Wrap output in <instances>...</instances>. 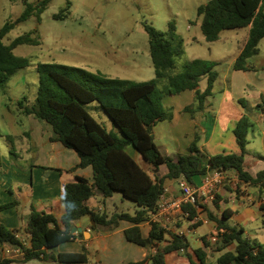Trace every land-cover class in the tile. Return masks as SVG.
<instances>
[{"label": "trees", "instance_id": "16d2710c", "mask_svg": "<svg viewBox=\"0 0 264 264\" xmlns=\"http://www.w3.org/2000/svg\"><path fill=\"white\" fill-rule=\"evenodd\" d=\"M52 0H40L37 4L26 2L25 11L14 21H8L0 28V87L21 69L30 65V60L19 57L14 50L20 45H39V37H34L38 30L21 35L7 44L5 38L19 24L35 17L41 21L42 13ZM71 3L55 15L56 19L68 17ZM197 14L202 18L201 30L208 43L219 40L224 30L247 28L248 39L241 53L233 64V70L248 71L250 60L259 55V44L264 39V0H208L199 6ZM150 55L155 69V78L137 82L129 79L112 78L102 73H93L87 69L58 63H41L39 88L34 103L27 97L18 102V110L25 116H32L45 123L51 129L52 142H60L65 147L77 152L80 157L78 168L91 166L94 181L76 176L64 186L63 202L65 213L58 219L54 214L33 209L26 232L31 235L30 246L26 248L17 238L19 229H9L0 224V246L9 249L21 248L24 255L8 258L0 255V264H22L32 260L52 261L62 264L87 263L89 252L83 247L81 253H60L53 255L49 249L72 241V225L84 216H89L95 224L94 229L112 230L123 220L134 223L125 231L128 241L143 247L155 249L139 262L129 264H166V257L172 252H183L191 264H211L205 249L191 250L186 235L167 230L161 222H151L147 238L143 237L140 224L159 212L160 201L166 194V180L184 178L193 184V179L209 171H230L238 174L239 181L257 186L264 198V170L255 177L246 169V150L248 134L252 127L250 118L244 115L233 132L241 153H222L207 156L200 147V135L186 154L176 158L163 155L154 136L155 126L171 119L173 114L164 105V98L190 90L194 94V104L186 111L194 115L204 111L210 97L215 96L216 84L220 79L217 70L219 62L194 59L183 66V71L175 73V58L183 53V39L176 33L174 22L169 23L167 31H159L146 24ZM207 79V87L201 90L200 82ZM162 80L167 81L163 89ZM97 102L107 113L122 136L108 131L87 109L86 105ZM242 103H244L241 100ZM264 113V94L256 106ZM14 146L15 136L2 135ZM133 146L146 161L149 169L141 166L127 152ZM166 166L168 173L159 174ZM116 192L133 201L138 210L135 215L129 213L95 212L88 201L97 195L112 197ZM216 202V201H215ZM13 202L1 209L17 205ZM183 211L188 219L197 216L198 206L184 204ZM264 218V201L261 205ZM232 212L225 211L220 218L211 215L217 224V240L214 250L222 252L232 245L234 250L223 253L217 264H264V243L246 238L241 228L228 224ZM201 223L192 224V228ZM205 247L211 243L203 238ZM157 247V245H161Z\"/></svg>", "mask_w": 264, "mask_h": 264}, {"label": "crops", "instance_id": "0c3cea01", "mask_svg": "<svg viewBox=\"0 0 264 264\" xmlns=\"http://www.w3.org/2000/svg\"><path fill=\"white\" fill-rule=\"evenodd\" d=\"M200 5H197V10ZM247 39L248 36L243 47ZM233 64L229 69L230 78H228L229 76H220L221 81L225 83V87L219 89L215 96L210 97L206 103L207 109H211L212 112L205 109V111H199V115L209 116L212 114L214 122L225 111V105L229 104L233 108L232 117L236 125L244 115L250 118L252 122L251 129L254 133L258 131L261 137V148L246 150L245 156L246 169L255 177L260 171L264 170V113L256 108L261 102V96L264 94V78L259 79V85H256L257 83L253 84L248 76L249 73L255 71V67L251 65L252 63L249 62V66L252 68L248 71L233 70ZM201 83L202 81L200 82L201 90H205L207 83L204 86ZM244 96L251 97L252 101H247ZM167 98H170V100L164 98V105H169V107L165 106L172 112L173 116L171 119L161 121L155 126L154 136L163 155L176 158L180 154L188 153L189 147L199 130L207 133V139H209L213 135L215 125L210 126V121L204 125L196 114L193 117L191 112L186 111V108L194 104L193 91L187 90ZM211 98H213V101H211ZM28 117V121H31L32 124V131L23 133L24 138L30 140L29 143H31L27 148L25 142L19 147L18 145H11L10 147L5 137L3 138L7 142L6 145L1 147L0 144V206L18 202L17 205L0 210V224H4L12 230L19 229V233L23 235L28 233L25 228L33 209L52 213L58 219H61L65 213L63 191L66 183L73 181L76 176L84 177L91 182L94 181V172L91 166L78 168L71 172L70 170L80 163L77 152L65 147L60 142H52L50 140L51 130L32 116ZM208 129H210L209 133L207 132ZM1 134L6 135L5 133ZM201 138L200 136V140ZM131 147L133 146L127 148V152L143 166L140 162L141 155L135 148ZM200 149L207 156L214 155L205 153L204 148L200 147ZM223 152L226 153L225 150ZM23 153H27V157ZM239 153H241V149ZM143 167L149 169L148 165ZM219 172L223 173L224 182L217 190L216 202L198 207L197 216L192 220L188 219L187 213L183 210L173 211L171 214L172 221L169 223L171 231L187 236L191 244V250L205 249L208 253V261L211 264H217L216 260L223 253L235 249V245H232L222 252L214 250L215 244L211 238L217 234V224L211 219V215L220 218L225 211H231L232 216L228 220L230 226L243 229L244 236L251 241L254 240L251 238L250 232L254 230H258L256 232L258 236L260 234L264 236V218L261 210L264 198L261 196L259 188L241 183L237 172L234 170ZM167 173L168 169L162 172L159 171L162 176ZM204 176L205 174L195 177L192 185L201 186ZM183 179L166 180L165 200L172 201L181 196L180 186L177 187L175 183L176 180L180 183ZM113 196L109 198L100 195L94 196L88 201V205L95 212H106L109 215L122 212L131 215L136 214L138 210L136 204V206H131L129 211H120L116 207L117 211L110 213L107 204ZM126 199L123 196L122 202L128 203ZM165 218V215L158 212V214L150 216L149 220L142 222L140 227L143 237L147 238L149 236L151 222L164 223ZM198 222L201 223L200 226L191 227L192 224ZM93 225V220L89 216L82 217L72 225V228L77 227L79 229L76 233H73L75 238L70 242L49 249L48 252L53 255L81 253L83 247H86L89 252V261L73 264H129L142 261L149 253L155 252V249L143 247L127 240L125 231L134 226V223L130 221L123 220L117 228L112 230H97L92 228ZM202 225H207L208 231L200 234L198 228ZM204 237L211 243L210 247H205ZM255 240L264 243L258 238H255ZM161 246L162 244L157 245V247ZM5 250L6 248L0 246V255L3 257H6ZM22 264H33V261ZM166 264H191V262L183 252H172L167 255Z\"/></svg>", "mask_w": 264, "mask_h": 264}, {"label": "rangeland", "instance_id": "374dc122", "mask_svg": "<svg viewBox=\"0 0 264 264\" xmlns=\"http://www.w3.org/2000/svg\"><path fill=\"white\" fill-rule=\"evenodd\" d=\"M40 0H0V28L8 21L16 20L26 9V2L37 4ZM70 1L71 9L68 17L56 19ZM208 0H52L42 13L41 21L35 17L17 25L5 38L9 44L17 37L38 30L34 37H39V45H20L14 52L19 57L30 60V65L19 70L10 80L0 87V134L15 136V144L26 148L31 144L23 133L32 131L31 121L18 110V102L27 97L34 103L40 81L37 70L41 63H58L87 69L93 73H102L112 78L129 79L137 82L150 81L155 78V69L150 55L148 34L145 25H151L159 31H167L169 23L174 22L176 33L183 39V53L176 57L174 72L183 71V66L194 59H205L219 62L217 70L221 77L229 76V69L239 56L248 36V29L224 30L218 41L208 43L202 34V18L197 14V5ZM173 14V16H172ZM172 16L171 18H169ZM260 54L250 62L255 71L249 73L253 84L259 85V79L264 78V39L259 45ZM220 79L216 84V92L225 87ZM206 85V78L202 80ZM167 86L162 80L159 87ZM252 101L249 96H244ZM165 100L170 98L165 97ZM213 101V98H211ZM169 107L168 104H165ZM88 111L108 130L122 136L107 113L97 102L86 105ZM207 105L205 107L207 109ZM204 109V111H205ZM211 111L212 110H208ZM196 113L202 124L215 125L213 135L207 139V133L199 130L202 137L199 146L205 153L221 154L239 153L240 147L233 132L236 122L233 120V108L225 105L223 114L213 122V115L204 116ZM34 118V117H33ZM38 122H41L38 120ZM49 129L50 127L46 125ZM51 130V129H50ZM210 129L207 130L209 133ZM17 137V138H16ZM247 151L251 148H261L259 132L249 130ZM0 137L1 147L6 145ZM9 144V142L7 143ZM11 147V144H9ZM134 148V147H131ZM4 150V148H2ZM27 157V153H23ZM248 157V156H247ZM140 162L146 166V161L140 157ZM167 170L164 166L161 172ZM176 186L180 183L176 180ZM116 192L107 204L108 211L114 213L129 211L135 203ZM208 226L198 228L200 234L207 232ZM250 232L251 238L264 241L263 234ZM33 264H60L52 261L32 260Z\"/></svg>", "mask_w": 264, "mask_h": 264}, {"label": "built area", "instance_id": "2783aa9c", "mask_svg": "<svg viewBox=\"0 0 264 264\" xmlns=\"http://www.w3.org/2000/svg\"><path fill=\"white\" fill-rule=\"evenodd\" d=\"M223 182L224 175L219 171L207 172L201 186L192 185L187 180L183 179L180 182L181 196L179 198L168 201L165 200V197L163 196L160 201L159 213L166 216L165 222H162L163 227L167 230H171L169 226V223L172 221L171 214L173 211L183 210L182 206L184 204H192L198 207H203L209 203H213L217 197V190ZM216 235L211 238L213 242L217 240ZM17 238L26 248L30 246L31 235L29 233L25 235L18 233ZM5 252L6 257L8 258H19L24 255V251L21 248H6Z\"/></svg>", "mask_w": 264, "mask_h": 264}, {"label": "water", "instance_id": "95a60500", "mask_svg": "<svg viewBox=\"0 0 264 264\" xmlns=\"http://www.w3.org/2000/svg\"><path fill=\"white\" fill-rule=\"evenodd\" d=\"M93 224H95V222L93 221ZM79 229L77 227H73L72 228V233H76Z\"/></svg>", "mask_w": 264, "mask_h": 264}]
</instances>
